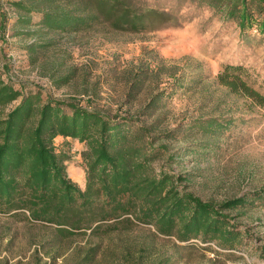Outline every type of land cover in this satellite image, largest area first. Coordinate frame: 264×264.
I'll list each match as a JSON object with an SVG mask.
<instances>
[{"label":"rangeland","instance_id":"rangeland-1","mask_svg":"<svg viewBox=\"0 0 264 264\" xmlns=\"http://www.w3.org/2000/svg\"><path fill=\"white\" fill-rule=\"evenodd\" d=\"M17 1L0 0L4 81L42 102L76 98L111 115H138L153 133L170 132L163 143L175 159L169 153L154 164L186 178L181 187L216 204L248 198L227 211L243 232L236 248L197 238L179 241L142 223L100 236H65L55 226L0 213V264H264L263 110H249L245 99L216 81L224 64H243L264 91V30H241L237 21L197 0H132L137 8L176 12L174 24L139 33L107 23L60 32L38 25L42 14L35 12V32L19 22L28 15ZM35 39L36 49H28ZM154 95L161 96L157 105L140 114ZM215 116L234 122L212 134L206 120ZM59 136L55 145L67 156L68 176L85 188L86 144Z\"/></svg>","mask_w":264,"mask_h":264},{"label":"trees","instance_id":"trees-1","mask_svg":"<svg viewBox=\"0 0 264 264\" xmlns=\"http://www.w3.org/2000/svg\"><path fill=\"white\" fill-rule=\"evenodd\" d=\"M197 1L237 21L241 30L253 26L264 30V0ZM14 5L28 15H20L19 22L35 32L40 31L31 24L35 12L42 14L38 25L60 32L101 23L134 33L154 31L174 24L176 14L137 8L132 0H20ZM38 44L35 39L27 47L35 50ZM216 81L245 99L249 110L262 109L264 116V91L243 64H224ZM20 97L18 105L6 111ZM160 97L154 95L140 114L149 113ZM137 116L111 115L76 98L42 102L0 77V213L55 226L65 236L88 231L100 236L142 223L179 241L197 238L236 248L243 232L227 211L243 206L248 197L216 204L181 187L186 178L154 164L170 153L163 143L170 132L153 133ZM206 122L209 133L216 134L228 129L234 117L215 116ZM59 135L86 144L85 188L68 176L67 156L55 145ZM169 156L175 159L174 154Z\"/></svg>","mask_w":264,"mask_h":264},{"label":"crops","instance_id":"crops-1","mask_svg":"<svg viewBox=\"0 0 264 264\" xmlns=\"http://www.w3.org/2000/svg\"><path fill=\"white\" fill-rule=\"evenodd\" d=\"M58 137H60V136H58Z\"/></svg>","mask_w":264,"mask_h":264}]
</instances>
